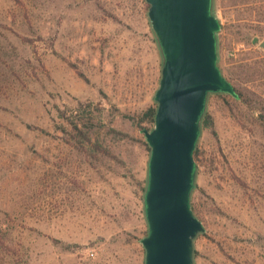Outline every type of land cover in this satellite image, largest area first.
Here are the masks:
<instances>
[{"label":"rangeland","instance_id":"rangeland-1","mask_svg":"<svg viewBox=\"0 0 264 264\" xmlns=\"http://www.w3.org/2000/svg\"><path fill=\"white\" fill-rule=\"evenodd\" d=\"M147 5L0 0V264H143L140 130L161 67ZM213 7L240 97L207 100L194 264H264V0Z\"/></svg>","mask_w":264,"mask_h":264},{"label":"water","instance_id":"water-1","mask_svg":"<svg viewBox=\"0 0 264 264\" xmlns=\"http://www.w3.org/2000/svg\"><path fill=\"white\" fill-rule=\"evenodd\" d=\"M145 1L161 67L154 123L140 130L150 148L143 264H194V239L205 230L191 205L202 117L210 94H238L218 65L220 22L213 0Z\"/></svg>","mask_w":264,"mask_h":264},{"label":"trees","instance_id":"trees-1","mask_svg":"<svg viewBox=\"0 0 264 264\" xmlns=\"http://www.w3.org/2000/svg\"><path fill=\"white\" fill-rule=\"evenodd\" d=\"M147 6H148V5H147ZM213 6H214V0H213ZM235 90H236V88H235ZM236 92H237V94H238V97H240V94L238 93L237 90H236ZM155 111H156V103L154 102L153 106L150 107V108L146 111L147 119L152 123V125H153V123H154V115H155ZM204 118H205V114H204V116L202 117L201 124H202V122L204 121ZM145 142H146V141H145ZM146 145H147V149H148V151H149L150 148H149L147 142H146ZM196 149H197V148H195L194 153L196 152ZM145 184H146V178H145ZM144 188H145V185H144V187H143V191H144ZM142 196H143V194H142ZM193 253H194V250H193Z\"/></svg>","mask_w":264,"mask_h":264}]
</instances>
